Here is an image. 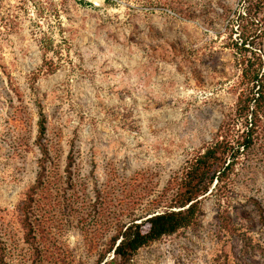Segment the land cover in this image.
I'll return each mask as SVG.
<instances>
[{"label": "rangeland", "instance_id": "374dc122", "mask_svg": "<svg viewBox=\"0 0 264 264\" xmlns=\"http://www.w3.org/2000/svg\"><path fill=\"white\" fill-rule=\"evenodd\" d=\"M247 6L0 0L6 264L111 261L118 229L167 210L196 156L220 136L236 146L242 69L258 58L264 67V4L260 13ZM40 115L49 160L32 206L34 250L17 209L39 171ZM252 140L200 198L194 223L129 264H264V106Z\"/></svg>", "mask_w": 264, "mask_h": 264}, {"label": "trees", "instance_id": "16d2710c", "mask_svg": "<svg viewBox=\"0 0 264 264\" xmlns=\"http://www.w3.org/2000/svg\"><path fill=\"white\" fill-rule=\"evenodd\" d=\"M253 1L256 2L255 9L252 7ZM247 3V14L251 11L260 13L264 0H247ZM241 78L245 84V90L238 97L235 115L243 120L245 129L236 139V146H232L227 138L220 136V140L217 138L212 146L196 156L185 168L174 200L168 209L151 215L139 224L121 226L111 239L107 250L108 253L112 252L113 258L108 262L103 261L104 256H102L99 264H129L140 249L194 223L201 210L200 198L208 193L214 180L217 183L222 182L240 151L242 153L249 150L253 144V127L258 124L259 112H263L264 106V67L261 60L258 58L256 63L244 66ZM37 133L36 141L40 151L39 171L33 185L25 192L17 209L23 241L31 249H34L35 243L31 222L34 196L42 186L45 164L49 160L47 149L41 143L45 133V118L42 115L38 118ZM222 225L228 228L227 223ZM144 226H146L145 231ZM0 264H6L5 248L1 242Z\"/></svg>", "mask_w": 264, "mask_h": 264}, {"label": "bare ground", "instance_id": "6f19581e", "mask_svg": "<svg viewBox=\"0 0 264 264\" xmlns=\"http://www.w3.org/2000/svg\"><path fill=\"white\" fill-rule=\"evenodd\" d=\"M88 1H90V2L93 3L94 5H99V4H101L102 1H104V0H88Z\"/></svg>", "mask_w": 264, "mask_h": 264}]
</instances>
